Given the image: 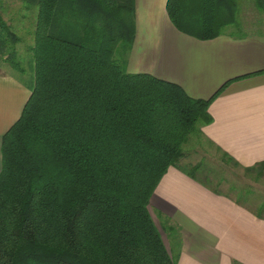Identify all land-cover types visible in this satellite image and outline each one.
<instances>
[{
  "label": "trees",
  "instance_id": "1",
  "mask_svg": "<svg viewBox=\"0 0 264 264\" xmlns=\"http://www.w3.org/2000/svg\"><path fill=\"white\" fill-rule=\"evenodd\" d=\"M23 2L34 19L10 24L0 6V59L23 70L27 31L34 64L31 95L2 139L0 264H178L181 230L154 218L151 198L171 166L197 177L200 163L179 164L184 144L228 82L202 99L128 72L117 47L135 37L134 0ZM167 11L210 39L236 22L239 0H168ZM245 170L260 178L264 162Z\"/></svg>",
  "mask_w": 264,
  "mask_h": 264
},
{
  "label": "crops",
  "instance_id": "2",
  "mask_svg": "<svg viewBox=\"0 0 264 264\" xmlns=\"http://www.w3.org/2000/svg\"><path fill=\"white\" fill-rule=\"evenodd\" d=\"M134 1L136 30L123 61L126 70L177 83L193 98L208 99L228 82L199 132L225 161L231 157L242 167L264 162V24L234 23L202 39L172 22L168 0ZM7 67L0 59V170L3 136L21 116L33 87ZM150 210L158 222L168 217L180 228L178 264H264V216L179 166L163 176ZM167 242L172 243L169 237Z\"/></svg>",
  "mask_w": 264,
  "mask_h": 264
},
{
  "label": "rangeland",
  "instance_id": "3",
  "mask_svg": "<svg viewBox=\"0 0 264 264\" xmlns=\"http://www.w3.org/2000/svg\"><path fill=\"white\" fill-rule=\"evenodd\" d=\"M0 6L4 19L10 24L11 22H15L17 17L24 13H26L30 19H34L35 17V8L28 10L23 0H0ZM258 23L264 24V12L256 7L255 1L239 0V12L235 24L240 28L245 24L257 25ZM229 27L228 25L222 30H228L230 29ZM27 34V31L21 34L22 43L20 45V50L23 56L21 63L23 70L11 67L10 65L7 68L15 73L23 82L33 85L34 64L33 56L29 51V47L33 42V37L32 34ZM130 45V41L124 39L118 44L117 56L121 58L122 61L128 58ZM199 124L184 144V156H186V159L180 160V163L188 167L197 162L200 163L201 167L197 176L201 180L210 184L212 188L223 193H228L234 196V198H244L246 205L254 211H257L259 205H262L264 202V172L260 178H257L255 172H249L241 165H236L228 160L225 161L221 152L201 135L199 132ZM245 198L247 200H245Z\"/></svg>",
  "mask_w": 264,
  "mask_h": 264
}]
</instances>
